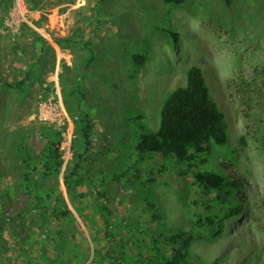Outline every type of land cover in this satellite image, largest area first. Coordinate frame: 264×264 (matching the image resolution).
I'll use <instances>...</instances> for the list:
<instances>
[{
    "label": "rangeland",
    "instance_id": "374dc122",
    "mask_svg": "<svg viewBox=\"0 0 264 264\" xmlns=\"http://www.w3.org/2000/svg\"><path fill=\"white\" fill-rule=\"evenodd\" d=\"M47 1L32 11L29 0H0V264H109L110 252L116 264H155L171 252L162 238L179 230L198 239L194 264H264V0ZM62 38L74 42L61 48ZM136 54L147 61L137 64ZM33 64L26 93L8 86ZM194 66L228 125L229 144L199 166L236 184L218 200L184 167L137 151ZM85 115L92 146L80 161ZM51 127L63 166L41 180L38 163L56 150ZM77 164L68 192L64 177ZM56 180L71 211L63 219L52 213ZM228 202L241 215L212 239L201 224L215 213L225 219Z\"/></svg>",
    "mask_w": 264,
    "mask_h": 264
},
{
    "label": "trees",
    "instance_id": "16d2710c",
    "mask_svg": "<svg viewBox=\"0 0 264 264\" xmlns=\"http://www.w3.org/2000/svg\"><path fill=\"white\" fill-rule=\"evenodd\" d=\"M47 0H29V8L32 11L47 9L51 6ZM167 5H178L183 0H163ZM63 5V4H58ZM174 43L178 46L179 35L174 33ZM46 43V49L51 50V46ZM61 48H66L74 41L71 38H62L55 40ZM87 48L93 54L92 44L86 43ZM137 64H144L147 56L136 54L133 57ZM94 58H91L92 62ZM42 62H46L45 60ZM90 62V63H91ZM38 76L37 65L33 64L26 73V79L23 82L8 84L9 87L18 90L20 93H26L28 84L32 83ZM81 91L78 90V93ZM84 127L82 136L85 141V150L79 154L77 159L82 161L85 154L90 152L92 146V120L89 115L84 116ZM49 133L57 137L56 150L48 152L51 158L43 161L40 160L39 166H42L41 180L51 179L55 175L58 178L63 162L59 153L60 134L52 127L48 128ZM45 134L44 137H48ZM229 144L228 125L225 117L220 112L217 103L214 101L208 76L205 70L200 66H194L187 72V84L178 87L163 102L160 112V127L157 132H145L137 144V151L140 153H157L161 154L169 163H175L182 166L188 172L192 173L196 184L207 194L216 195L215 199L221 198L223 193L232 194L236 190V184L230 180L224 173L214 170H199V166H205L208 163V157L215 150L224 148ZM81 164H77L69 174L64 177V183L68 192L73 191L72 180L76 179L79 174ZM37 182V181H36ZM57 182V180H56ZM57 204L53 214L58 219H63L71 214L63 193L59 190V183L56 184ZM54 193L52 192V195ZM51 197V195H49ZM40 200H42L40 198ZM226 202L222 204L225 205ZM43 205V204H42ZM47 213L51 210L49 206H42ZM228 209L225 212L226 218L223 219L216 213L207 218L206 224L201 227L207 228L212 239H218L226 232V223L233 217L241 215V208L228 202ZM101 210L107 215L111 211L107 206L102 205ZM222 226L220 227V225ZM196 230V229H195ZM193 230V231H195ZM60 234L63 230L59 231ZM63 240V238H62ZM198 240L192 232L179 230L171 235L162 238V242L170 247V254H160L159 261L155 264H194L191 260L192 245ZM112 253V262L116 264L119 260V253ZM154 264V263H153Z\"/></svg>",
    "mask_w": 264,
    "mask_h": 264
}]
</instances>
